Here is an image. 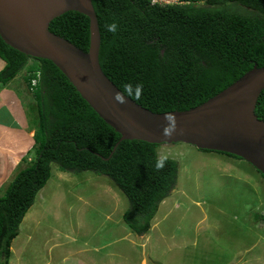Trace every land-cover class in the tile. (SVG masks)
<instances>
[{"label":"trees","instance_id":"1","mask_svg":"<svg viewBox=\"0 0 264 264\" xmlns=\"http://www.w3.org/2000/svg\"><path fill=\"white\" fill-rule=\"evenodd\" d=\"M92 1L101 32L102 70L123 93L126 84L142 83L139 98L124 94L155 113L197 107L255 65L264 67V0ZM112 23L116 32L107 30ZM89 24L86 15L69 11L49 25L53 33L88 52ZM0 57L6 62L0 88L27 69L24 80L37 114L36 158L0 195V264H11L12 243L54 164L63 172L91 171L110 178L130 203L124 222L139 236L148 234L160 204L177 186L178 161L159 156L163 144L120 141L121 134L52 61L32 58L1 36ZM32 79L38 80L35 86ZM255 112L264 120V90ZM158 158L165 159L161 169L155 166ZM256 218L264 224V215Z\"/></svg>","mask_w":264,"mask_h":264},{"label":"rangeland","instance_id":"2","mask_svg":"<svg viewBox=\"0 0 264 264\" xmlns=\"http://www.w3.org/2000/svg\"><path fill=\"white\" fill-rule=\"evenodd\" d=\"M27 74L24 69L13 85L23 84L29 101ZM36 122L35 110L31 130ZM20 131L8 130L3 139L10 152L15 146L23 151L0 175V195L36 158L34 138L28 141ZM158 153L178 161L179 176L155 215L154 230L139 236L124 222L129 200L107 176L63 172L54 164L13 241L11 264H264V224L256 218L264 215L263 175L245 160L233 158L241 161L233 170L224 165L225 154L185 143L162 145ZM236 171L252 178H236Z\"/></svg>","mask_w":264,"mask_h":264},{"label":"water","instance_id":"3","mask_svg":"<svg viewBox=\"0 0 264 264\" xmlns=\"http://www.w3.org/2000/svg\"><path fill=\"white\" fill-rule=\"evenodd\" d=\"M69 11L90 19L88 52L50 30L49 24ZM98 24L92 0H0L2 39L32 58L52 61L94 111L121 134L120 141L185 143L235 155L264 174V120L255 112L264 90V67L255 65L197 107L155 113L124 94L102 70ZM117 93L123 94L124 102L117 99ZM169 115L173 123L167 121Z\"/></svg>","mask_w":264,"mask_h":264},{"label":"crops","instance_id":"4","mask_svg":"<svg viewBox=\"0 0 264 264\" xmlns=\"http://www.w3.org/2000/svg\"><path fill=\"white\" fill-rule=\"evenodd\" d=\"M5 65H6V62L0 57V71L5 67ZM13 81H14V79L5 87L0 88V114L6 113V115H7V117L5 119H1V117H0V134L5 133V135L0 136V138H1V140H0V175L3 174L4 172L5 173L8 172V163L10 162L9 160H12L11 162L14 164H15V162L18 163L20 161L21 158L20 159H18V158L21 157L20 153L23 151V149L17 148L15 146L13 148V152H14L13 153V152H10L8 150L7 144H6V147L3 146V141H6L3 139L7 138L6 134H8L7 133L8 130L12 131V133H14L13 131L17 132L18 130H22L20 132L23 135V138H25L26 137L25 135H27L26 139L28 141H30L31 139L34 138V136H33L34 134L32 135V132L34 133L35 128L32 130L30 129V127H31L30 123H32V124L35 123V110H36V108H35L34 96H33L32 100H29V98H28L29 101H27L26 98L23 97V96H26V87H24L23 84H21V86H19V87H17V86L15 87L13 85ZM26 85H27V83H26ZM28 133L31 134L32 137ZM2 147H4V148H2ZM222 156L224 158H226L227 155H222ZM227 158H228L227 162H224V165L231 166L233 170L239 168L241 161H235L237 158L233 159V157L230 158V156H228ZM215 164H216V162H215ZM218 164H219V162H218ZM243 172H244L243 175L245 178H252V174H251V176H249L250 172H248V171H243ZM230 175H231V173H230ZM232 175H235L236 178H239V179H242V176H243L238 172L236 174L232 173ZM167 200L168 199H165L160 204V206L162 207L163 204H166ZM262 202L263 201H261V203H259V204L262 205ZM155 218H156V216L154 217L153 220H155ZM261 223H263V222H261ZM151 230H154L153 221H152ZM12 246H13V243H12ZM12 246H11V250L13 251Z\"/></svg>","mask_w":264,"mask_h":264},{"label":"clouds","instance_id":"5","mask_svg":"<svg viewBox=\"0 0 264 264\" xmlns=\"http://www.w3.org/2000/svg\"><path fill=\"white\" fill-rule=\"evenodd\" d=\"M107 30L110 31V32H116L117 30V25L115 23H112V24H109L107 25ZM143 90V84L142 83H136V84H126L124 86V93H126L128 96H133L135 95L136 98H139L141 92ZM117 99L118 100H121V97H122V93H117ZM121 102H124L123 100H121ZM166 119L169 123H173L174 122V117L169 115V116H166ZM156 168L157 169H161L165 166V159H161V158H158L156 160Z\"/></svg>","mask_w":264,"mask_h":264},{"label":"built area","instance_id":"6","mask_svg":"<svg viewBox=\"0 0 264 264\" xmlns=\"http://www.w3.org/2000/svg\"><path fill=\"white\" fill-rule=\"evenodd\" d=\"M154 2L171 3V2H173V1H172V0H154ZM31 81H32V85H33V86H35V85L37 84V82H38L37 79H32Z\"/></svg>","mask_w":264,"mask_h":264}]
</instances>
